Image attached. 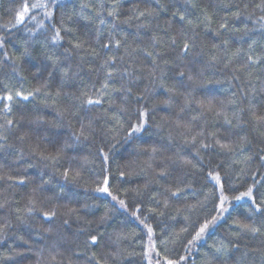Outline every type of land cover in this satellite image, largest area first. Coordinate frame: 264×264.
I'll use <instances>...</instances> for the list:
<instances>
[{"label": "trees", "instance_id": "1", "mask_svg": "<svg viewBox=\"0 0 264 264\" xmlns=\"http://www.w3.org/2000/svg\"><path fill=\"white\" fill-rule=\"evenodd\" d=\"M0 264H264V0H0Z\"/></svg>", "mask_w": 264, "mask_h": 264}]
</instances>
